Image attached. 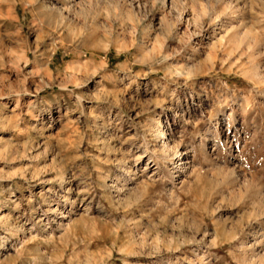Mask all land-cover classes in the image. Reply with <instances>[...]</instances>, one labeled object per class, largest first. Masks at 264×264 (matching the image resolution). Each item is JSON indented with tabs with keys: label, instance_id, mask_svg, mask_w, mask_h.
<instances>
[{
	"label": "rangeland",
	"instance_id": "rangeland-1",
	"mask_svg": "<svg viewBox=\"0 0 264 264\" xmlns=\"http://www.w3.org/2000/svg\"><path fill=\"white\" fill-rule=\"evenodd\" d=\"M0 95V264H264V0H0Z\"/></svg>",
	"mask_w": 264,
	"mask_h": 264
},
{
	"label": "bare ground",
	"instance_id": "bare-ground-1",
	"mask_svg": "<svg viewBox=\"0 0 264 264\" xmlns=\"http://www.w3.org/2000/svg\"><path fill=\"white\" fill-rule=\"evenodd\" d=\"M59 19L62 21V17H61V15H59ZM60 21V22H61ZM62 23V22H61ZM152 48V47H151ZM259 80H261V79H259ZM18 95V94H17ZM1 96V95H0ZM2 97V96H1ZM218 121H216V123H217ZM157 133V137L156 138H159V140H158V142L160 143V142H163V144H162V152H164L165 154L166 153H168V145H167V143H166V141L168 140V138H167V131H166V129H165V126L160 122V121H158V123H157V125L155 126V128H154V131H153V133ZM161 152V153H162ZM173 152V151H172ZM171 153V152H170ZM167 155V154H166ZM176 156H177V158H180V156H181V154L179 153V152H176Z\"/></svg>",
	"mask_w": 264,
	"mask_h": 264
}]
</instances>
